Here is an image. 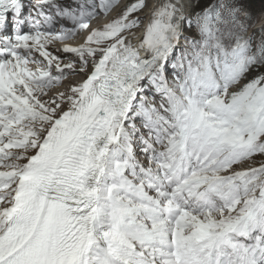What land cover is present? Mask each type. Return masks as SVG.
Instances as JSON below:
<instances>
[{
	"label": "snow or ice",
	"instance_id": "obj_1",
	"mask_svg": "<svg viewBox=\"0 0 264 264\" xmlns=\"http://www.w3.org/2000/svg\"><path fill=\"white\" fill-rule=\"evenodd\" d=\"M258 2L0 0V264H264Z\"/></svg>",
	"mask_w": 264,
	"mask_h": 264
},
{
	"label": "rangeland",
	"instance_id": "obj_2",
	"mask_svg": "<svg viewBox=\"0 0 264 264\" xmlns=\"http://www.w3.org/2000/svg\"><path fill=\"white\" fill-rule=\"evenodd\" d=\"M123 2H128V0H123ZM257 7H259L258 0H257ZM141 16L143 18V14H141ZM104 19H105L104 17H101L100 19H98V21H96V22L94 21L95 23L94 22L93 23L94 24H96V23H102ZM257 27H258V25H257ZM80 41H81V38L79 36H77V37H75V38H73L71 40L66 41V43H68L69 45L75 46V45L79 44ZM62 47H63V44L60 43V42H58V41L55 42L54 45H51V49H54V48H62ZM61 55H62V53H61ZM74 79H78V78H74ZM256 159L257 160H260V159H264V158L258 156V157H256Z\"/></svg>",
	"mask_w": 264,
	"mask_h": 264
},
{
	"label": "bare ground",
	"instance_id": "obj_3",
	"mask_svg": "<svg viewBox=\"0 0 264 264\" xmlns=\"http://www.w3.org/2000/svg\"><path fill=\"white\" fill-rule=\"evenodd\" d=\"M96 21H98V20H96ZM96 21H95V22H96ZM95 22H94V23H95ZM137 35H140V32H139V31H137ZM80 42H81V41H80ZM80 42H79V43H80ZM134 42H135V41H134ZM49 47H50V49H51V45H50Z\"/></svg>",
	"mask_w": 264,
	"mask_h": 264
}]
</instances>
